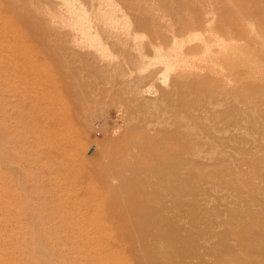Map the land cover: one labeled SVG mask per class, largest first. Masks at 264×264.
I'll return each mask as SVG.
<instances>
[{"label":"rangeland","instance_id":"rangeland-1","mask_svg":"<svg viewBox=\"0 0 264 264\" xmlns=\"http://www.w3.org/2000/svg\"><path fill=\"white\" fill-rule=\"evenodd\" d=\"M0 264H264V0H0Z\"/></svg>","mask_w":264,"mask_h":264},{"label":"bare ground","instance_id":"bare-ground-1","mask_svg":"<svg viewBox=\"0 0 264 264\" xmlns=\"http://www.w3.org/2000/svg\"><path fill=\"white\" fill-rule=\"evenodd\" d=\"M45 87H46V86H45ZM39 103H40V102H39ZM45 103H46V102H45ZM49 103H50V102H49ZM49 103H48V104H49ZM52 104H53V101H52ZM52 104H51V107H52V106L54 107V105H52ZM55 104H56V103H55ZM40 105H41V104H40ZM46 105H47V103H46ZM41 106H42V105H41ZM49 106H50V105H49ZM44 107L46 108L45 104H44ZM47 107H48V106H47ZM51 107H49L48 110L53 108V107H52V108H51ZM37 109H39V107H38ZM46 109H47V108H46ZM46 109H43V110L46 111ZM49 111H50V110H49ZM54 119H55V118H54ZM54 119H53V121H54ZM56 119H57V118H56ZM56 119H55V122H56ZM49 121H50V120H49ZM46 124H47V122H46ZM46 124H42V123H40V125H45V126H47ZM48 124H49V123H48ZM56 124H57V123H56ZM35 127H37V125H35ZM40 127H41V126H40ZM42 127H43V126H42ZM42 127H41V128H42ZM47 127H48V126H47ZM57 127H60V126H57ZM41 128H39V129L41 130ZM35 129H36V128H35ZM48 129H49V128H48ZM37 130H38V128H37ZM40 130H39V131H40ZM42 130H43V129H42ZM43 131H44V130H43ZM43 131H41V132H43ZM41 132H40V133H41ZM56 132H57V131H56ZM37 133H38V132H37ZM49 133H50V130H49ZM46 134H47V133H46ZM57 134L59 135V132H58ZM60 134H61V133H60ZM47 135H48V134H47ZM58 135H57V136H58ZM61 135H62V134H61ZM38 136H39V135H38ZM48 136H50V135H48ZM62 136H63V135H62ZM62 136H61V137H62ZM39 137H41V136H39ZM51 137H52V136H51ZM63 137H64V136H63ZM44 139H46V137H45ZM61 139H62V138H61ZM46 140H47V139H46ZM58 140H60V138H59ZM58 140H57V138H56V142H57ZM60 141H61V140H60ZM60 141H59V142H60ZM62 141H63V140H62ZM62 141H61V142H62ZM44 142H45V140H44ZM47 142H48V141H47ZM46 147H47V146H46ZM143 209H144V208H143V205H141V206H139V207H136L135 210H136V213H137L138 216H142V217H143V216L145 215ZM148 215H149V214H148ZM146 216H147V215H146ZM147 217H149V216H147Z\"/></svg>","mask_w":264,"mask_h":264}]
</instances>
